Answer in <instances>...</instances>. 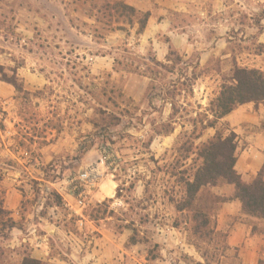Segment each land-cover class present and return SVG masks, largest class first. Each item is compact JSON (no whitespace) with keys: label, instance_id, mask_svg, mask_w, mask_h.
<instances>
[{"label":"rangeland","instance_id":"rangeland-1","mask_svg":"<svg viewBox=\"0 0 264 264\" xmlns=\"http://www.w3.org/2000/svg\"><path fill=\"white\" fill-rule=\"evenodd\" d=\"M116 1L125 2L64 0L63 12L48 8L27 32L17 31L12 14L0 17V66L9 77L16 72L32 94L23 100L7 83L9 90L0 93V158L15 163H0V187L22 196V228L13 231L26 235L43 219L77 235L83 217L106 220L114 233H132L124 247L136 250L135 264H206L205 253L210 264H219L226 232L216 226L196 242L188 213L177 210L184 194L178 174L197 158L184 160L180 150L191 120L236 66L264 71V0H145L149 11L137 10L150 13L154 26L141 35L137 23L122 25L125 30L108 25L103 8ZM194 74L192 92L167 96L173 83ZM106 79L117 90L118 106L94 95ZM102 108L106 116L98 114ZM223 127L232 130L221 120ZM215 133L206 132L196 146ZM27 134L35 143L21 148L17 138ZM85 172L95 185L84 184L89 206L81 210L75 186ZM211 194L221 196L218 188ZM11 241L5 248L27 246Z\"/></svg>","mask_w":264,"mask_h":264},{"label":"trees","instance_id":"trees-1","mask_svg":"<svg viewBox=\"0 0 264 264\" xmlns=\"http://www.w3.org/2000/svg\"><path fill=\"white\" fill-rule=\"evenodd\" d=\"M103 16L110 27L117 26L116 30H125L122 25L134 26L137 23L139 25L137 34L141 35L147 28L150 13L139 11L124 1H116L105 4ZM158 65L166 67L161 63ZM5 71V68L0 66V80L13 86L16 92L23 96V100L27 101L32 94L25 90L16 72L9 77L4 73ZM197 79L198 76L194 74L192 77H186L184 82L177 80L172 84V89L167 90V96L174 99L185 89L192 92ZM111 85L112 82L106 79L104 83L96 86L97 90L94 95L103 97L118 106V97L115 96L117 90ZM250 103L256 106L264 105V71L236 66L233 76L221 86L216 98L202 113H197L196 117L191 120L192 130L187 133L189 138L180 151L184 155V160L194 154L197 158L194 159L189 169L178 174V183L184 194L176 207L179 213H188L192 223L191 231L196 242L205 241L216 232L215 220L218 212L224 203L233 200H239L242 203L243 215L264 220V168L253 181L244 182L235 170L238 159V136L227 127L219 128L221 120L227 115L240 106ZM174 107V115H176L179 110L176 106ZM98 114L106 116L108 110L102 108ZM262 128L264 129V123H262ZM104 129L106 130L107 126ZM211 129L216 130L215 135L196 146V141ZM3 132H5V126L0 122V142ZM169 133L171 132L166 134ZM28 137V134L23 135L21 139L18 137V146L29 149L30 144L28 143H35V139H28ZM0 163L4 166L15 165L13 161L1 158ZM4 166H0V184L5 178ZM226 186L234 187L232 196L211 194L212 189ZM5 195L6 191L0 187V264H47L33 259L29 246L22 245L23 250L5 248L4 242L10 240L11 232L22 228L21 221L14 220L12 212L6 209ZM256 231L255 227L254 232ZM194 245L201 250L199 243H194ZM204 258L206 264H210L206 253ZM260 264L264 263L260 262Z\"/></svg>","mask_w":264,"mask_h":264},{"label":"crops","instance_id":"crops-1","mask_svg":"<svg viewBox=\"0 0 264 264\" xmlns=\"http://www.w3.org/2000/svg\"><path fill=\"white\" fill-rule=\"evenodd\" d=\"M125 2L136 9L149 11V8L144 7L145 0ZM53 6L60 7L63 12L64 0H0V17L12 14L16 19L17 31L27 32L33 29L37 20L35 17L48 13L47 9ZM153 24V18L150 17L148 31ZM8 90V86L0 81V93ZM222 121L238 136V159L235 170L244 182L249 183L257 178L264 168L262 128L264 107L256 108L254 103L245 104ZM218 189L221 195L232 196L234 193L233 186ZM70 198L69 196V203L72 202ZM21 202L22 196L18 191L6 192L5 207L12 212V217L16 221L20 219ZM242 210V203L233 200L224 203L216 216L217 230L227 234V251L221 257L220 264L264 263V220L243 215ZM78 215L80 217V214ZM83 219L84 228H80L81 221H77L79 231L77 235L72 232H60L56 227H50L40 219L42 224H38L39 228H31L26 235L20 231H13L10 236L12 245L17 247L26 244L33 259L47 264H135L132 259L139 262L138 257L133 255L136 250L130 252L124 247L132 233L125 229L122 233L116 234L109 228L106 220L92 221L87 217ZM201 262L204 263L203 259Z\"/></svg>","mask_w":264,"mask_h":264},{"label":"built area","instance_id":"built-area-1","mask_svg":"<svg viewBox=\"0 0 264 264\" xmlns=\"http://www.w3.org/2000/svg\"><path fill=\"white\" fill-rule=\"evenodd\" d=\"M90 174L88 172H85L83 174H81L78 178V181L81 183L80 185H76L75 186V191H78V195H77V206L83 210L85 208H87L89 206V202H88V197L85 194V190H83L82 188L86 186H93L95 185V182L93 180L90 181ZM123 202L122 201H116L115 206H122ZM70 207V206H69ZM84 223L83 221H81L80 226L83 227Z\"/></svg>","mask_w":264,"mask_h":264}]
</instances>
